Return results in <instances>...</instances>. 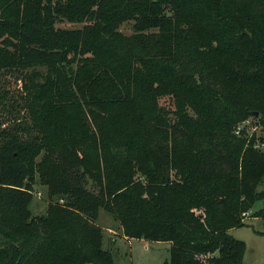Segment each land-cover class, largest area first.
Returning <instances> with one entry per match:
<instances>
[{"label":"trees","instance_id":"1","mask_svg":"<svg viewBox=\"0 0 264 264\" xmlns=\"http://www.w3.org/2000/svg\"><path fill=\"white\" fill-rule=\"evenodd\" d=\"M249 117L264 128V0H0V264H114L100 210L170 242L161 264H242L229 229L257 201L264 222Z\"/></svg>","mask_w":264,"mask_h":264},{"label":"rangeland","instance_id":"2","mask_svg":"<svg viewBox=\"0 0 264 264\" xmlns=\"http://www.w3.org/2000/svg\"><path fill=\"white\" fill-rule=\"evenodd\" d=\"M57 27L64 28H80L82 23H69L61 21L56 23ZM119 31L124 35H131L133 30V21L123 22L119 26ZM159 104L173 109V100L171 97L163 96L159 98ZM171 117V116H170ZM240 129L238 133L234 131L236 136L244 135L246 137L255 136L254 145L261 150L264 146H257L264 141V128L258 124L255 117H249L247 121L242 122L236 129ZM40 192V196L37 193ZM33 206L32 212L34 215L43 213L48 204L45 187L36 184L33 188ZM60 203L62 200L59 201ZM262 207V202L254 203L251 211L246 215H242L245 225L241 227L231 228L228 233L242 240L245 243V251L242 259V264H264V222L261 217H252L251 214ZM96 223L102 227L104 232L103 246L109 249L114 264H161L169 258L168 244L148 242L143 239L131 238L125 239L121 236V229L117 221L107 212L100 210Z\"/></svg>","mask_w":264,"mask_h":264},{"label":"built area","instance_id":"3","mask_svg":"<svg viewBox=\"0 0 264 264\" xmlns=\"http://www.w3.org/2000/svg\"><path fill=\"white\" fill-rule=\"evenodd\" d=\"M247 121V120H246ZM245 122V121H244ZM239 128L238 129H236L235 131H236V133H238L239 132ZM257 146H259V147H261V146H264V141H262V142H260ZM40 192H38L37 193V196L39 197L40 196ZM247 213H243L242 215H246ZM207 256H202V259H205Z\"/></svg>","mask_w":264,"mask_h":264},{"label":"crops","instance_id":"4","mask_svg":"<svg viewBox=\"0 0 264 264\" xmlns=\"http://www.w3.org/2000/svg\"><path fill=\"white\" fill-rule=\"evenodd\" d=\"M121 236H122V238H125V239H131V238H128V237H126V236H124L122 233H121ZM142 239V238H141ZM144 241H148V240H145V239H143ZM148 242H156V243H162L163 241H148ZM164 243H166V244H168V246H169V248H170V242H164Z\"/></svg>","mask_w":264,"mask_h":264},{"label":"water","instance_id":"5","mask_svg":"<svg viewBox=\"0 0 264 264\" xmlns=\"http://www.w3.org/2000/svg\"><path fill=\"white\" fill-rule=\"evenodd\" d=\"M254 114L257 115V112H255ZM200 217H202V215H200Z\"/></svg>","mask_w":264,"mask_h":264}]
</instances>
